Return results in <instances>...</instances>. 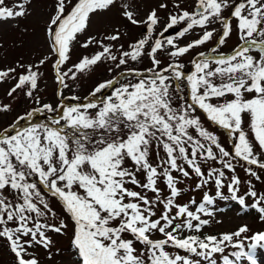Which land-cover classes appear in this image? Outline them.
Segmentation results:
<instances>
[{"label":"snow or ice","instance_id":"1","mask_svg":"<svg viewBox=\"0 0 264 264\" xmlns=\"http://www.w3.org/2000/svg\"><path fill=\"white\" fill-rule=\"evenodd\" d=\"M31 3L0 0V22L26 18ZM185 3L157 0L141 14L135 0H54L47 51L0 66L6 98L33 105L0 127V240L10 264H42L40 249L53 260L62 251L54 237H68L70 224L71 258L61 264H260L264 231L204 230L223 222L218 201L264 223V0ZM114 8L142 30L138 39L126 47V26L105 25L80 40ZM189 34L196 38L181 44ZM233 34L238 43L223 51ZM213 41L186 72L182 58ZM77 44L92 51L73 62ZM145 58L150 66L136 67ZM49 61L55 105L39 95ZM101 65L109 78L83 98L64 96ZM12 111L0 98V113ZM43 114L46 122H33ZM189 191L200 200H185Z\"/></svg>","mask_w":264,"mask_h":264},{"label":"rangeland","instance_id":"2","mask_svg":"<svg viewBox=\"0 0 264 264\" xmlns=\"http://www.w3.org/2000/svg\"><path fill=\"white\" fill-rule=\"evenodd\" d=\"M53 3L54 0H32L31 5L29 6L31 14L26 18L0 22V44L3 45V47L0 48V66L13 64L15 61L21 58H23V60L26 62L38 59L47 51V46L44 40V22L47 20L52 11ZM135 3L140 8L141 14H143L144 12L155 6L157 0H135ZM190 3L191 0H186V3L183 6L187 7ZM160 15L164 16L165 13L161 12ZM225 15H227V13H225ZM105 25L122 26V31L125 30V27L123 26H126L128 35L121 40V43H124L126 47L129 41L138 39L141 36L142 32L140 28H134L131 25H128L127 21L121 19L117 9L114 8L111 12L105 14L98 20L97 18H94L93 27L90 28L88 32L81 35L80 40L83 41L87 35L102 29ZM177 31H179V28L169 30V32L165 35L175 36ZM194 38H196L194 35L189 34L185 38H182L179 42L181 44H184ZM214 43L215 42L213 41L205 46H202L201 48L194 49L191 54L183 57L182 62H184L186 65L185 71L187 72L191 69L190 60L192 59L193 55H195V53L199 51H208L214 45ZM237 43V37L235 34H233L232 37L227 41V44L223 48V51L227 52ZM91 51V48L85 50L80 48L77 44L72 53V61L75 62L79 56L87 54ZM149 66L150 65L147 58H145L142 65H136V67L140 68H147ZM40 71L43 72L44 75L41 80V91L39 92V95L43 102L52 103L55 105L59 97L57 96L58 84L55 81V73L52 69V62L49 61V63L43 66ZM107 78H109V74L106 70V67L104 65L98 66L90 75L82 76L74 83L70 82L72 84V90L69 91L68 89H65L64 96L67 97L71 95H78L83 98L89 93V91L93 88L98 80L102 81ZM8 87V84L0 85V98H3L6 103L11 102L13 111L9 113H0V127L7 126L14 120L17 115H23L33 106L32 102L22 94L19 95V97L15 101H9L5 96V92ZM110 91L111 90H107L105 92V95H107ZM185 91H187V89H185ZM65 103L72 104L76 102L66 100ZM50 115L51 114L37 115L36 117H34L33 122H46V116ZM201 119L203 120L205 127H208L211 131H215L218 135H221L222 141L227 140V137L223 134V130L217 129L211 124V122L207 121L206 117H204L203 115L201 116ZM21 123H25L24 126H27L28 122L23 121ZM237 171L240 177L243 179L245 177V173L241 169H237ZM257 187L261 188L262 186L257 183ZM225 194H227L226 189ZM201 195L202 193L189 191L184 194V199L187 200L188 198L195 196L197 200H200ZM52 203L57 211H60V205L58 204V202L53 200ZM217 206L223 209V211L218 214V219L223 222L220 224L213 223L210 228H205V232L219 233L223 231H232L243 224H247L253 232L264 231V223L260 222L257 219V214L254 210H250L247 214L238 215L237 213L240 211V208L239 205H237L235 202L218 201ZM249 235H251V233H249ZM70 236L71 224L68 230V237ZM68 237L58 235L54 237L56 240V247L60 248L62 251L59 256H54L53 260L51 261L46 259L44 250L40 249L42 264H61L62 261L66 262L70 260L71 257L69 254ZM10 261L11 256L7 251L6 242L0 240V264H10ZM258 261H260V264H264V250H258Z\"/></svg>","mask_w":264,"mask_h":264}]
</instances>
